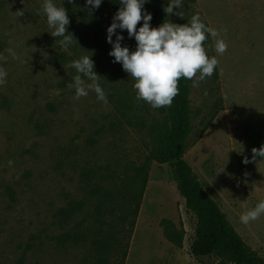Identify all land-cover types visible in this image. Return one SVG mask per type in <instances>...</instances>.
Returning <instances> with one entry per match:
<instances>
[{"label":"rangeland","instance_id":"obj_1","mask_svg":"<svg viewBox=\"0 0 264 264\" xmlns=\"http://www.w3.org/2000/svg\"><path fill=\"white\" fill-rule=\"evenodd\" d=\"M42 2L0 0V66L8 74L0 85V264H232L191 254L196 218L173 167L148 161L166 117L135 98L132 77L108 54L106 29L117 10L109 0L91 13L85 0H54L74 36L62 50L37 14ZM181 11L166 19L184 24L199 12L228 45L217 54L209 36L205 51L218 65L198 87L189 80L183 157L264 259V214L239 220L264 199V158L253 160L251 151L264 145V0H182ZM81 55H92L107 103L93 91L76 98L67 86L76 75L69 62ZM70 204L72 215L61 218Z\"/></svg>","mask_w":264,"mask_h":264},{"label":"clouds","instance_id":"obj_2","mask_svg":"<svg viewBox=\"0 0 264 264\" xmlns=\"http://www.w3.org/2000/svg\"><path fill=\"white\" fill-rule=\"evenodd\" d=\"M68 2L72 3L73 0ZM148 2L149 0H119L121 7L117 9L106 29V40L111 45L108 54L114 58L113 62H119L123 70L132 77L135 98L146 102L153 109H158L171 106L174 97L179 93L178 83L181 78L191 80L192 86L198 87L200 81L212 76L218 60L216 56L209 57L206 54L203 42L207 36L216 38L217 54H223L228 45L223 38L218 37L217 29L201 19L199 12L193 13L184 24L165 19L159 26L153 27L150 23L153 19L152 13L144 8ZM102 3L103 0H85V4L90 6L89 13L98 9ZM162 7L167 16L183 17L182 0H167ZM18 13L23 14L20 11ZM41 13L46 17L48 27L52 29L50 35L59 38L55 39V44L62 50L69 49L74 36L68 31L70 20L67 10L63 5L57 6L54 0H43L41 8L37 10L38 15ZM141 21L142 25L137 28ZM124 30L127 31L128 38H134V50L123 45ZM6 51L16 58L12 48ZM4 59L6 57L0 55V60ZM68 66L76 72L72 82L67 85L74 89L76 98L87 96L89 91H93L98 101L108 102L107 94L100 83L101 76L94 70L92 55H81L71 60ZM7 75L6 70L0 66V85L6 83ZM251 151L253 160L256 157L264 158V145L260 148L253 147ZM11 163L9 161V164ZM243 163H249L248 158H245ZM262 214L264 199L243 212L239 220L247 225Z\"/></svg>","mask_w":264,"mask_h":264},{"label":"trees","instance_id":"obj_3","mask_svg":"<svg viewBox=\"0 0 264 264\" xmlns=\"http://www.w3.org/2000/svg\"><path fill=\"white\" fill-rule=\"evenodd\" d=\"M117 10L121 7L119 0H109ZM167 0H152L144 5L152 13L150 22L153 27L159 26L165 19L163 5ZM142 25L138 23L137 28ZM127 35V31L125 30ZM207 35V34H206ZM136 46L134 38H131ZM209 36L203 42L206 45ZM179 93L173 99L171 106L154 109L166 117V129H158L155 135V145L150 153V160L158 163H169L173 167L178 191L185 201L186 210L196 218L194 239L191 244V254L195 257H207L217 254L232 264H264V259L246 244L238 232L230 225L218 203L204 190L192 167L184 159L187 132L190 128V85L189 80L181 78L178 83ZM51 108L55 109L51 106ZM148 163L143 164L140 170L144 173L143 186L147 180ZM139 198V200H140ZM140 203V202H139ZM139 203L134 209L136 216ZM73 204L68 208L60 209L61 218H67L74 211ZM134 221L131 223L133 227ZM181 237H178V241ZM123 264V263H121Z\"/></svg>","mask_w":264,"mask_h":264}]
</instances>
